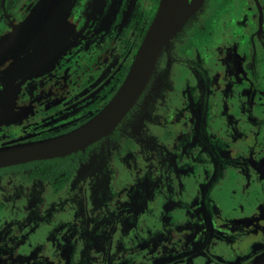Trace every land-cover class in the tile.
Listing matches in <instances>:
<instances>
[{"label": "flooded vegetation", "instance_id": "flooded-vegetation-1", "mask_svg": "<svg viewBox=\"0 0 264 264\" xmlns=\"http://www.w3.org/2000/svg\"><path fill=\"white\" fill-rule=\"evenodd\" d=\"M56 1L64 8L56 26L37 43L32 32L21 54L37 57L56 37L58 60L38 78H28L32 62L11 70L0 149L70 134L105 108L160 2ZM44 2L0 0V40ZM263 256L264 0H201L108 135L0 168V264H254Z\"/></svg>", "mask_w": 264, "mask_h": 264}, {"label": "water", "instance_id": "water-1", "mask_svg": "<svg viewBox=\"0 0 264 264\" xmlns=\"http://www.w3.org/2000/svg\"><path fill=\"white\" fill-rule=\"evenodd\" d=\"M201 0H160L159 8L137 51L127 77L113 97L93 119L70 134L37 143H27L0 149V168L47 158L60 157L86 148L101 137L108 135L140 96L153 69L159 51L177 34L188 17L197 9ZM62 6L56 0H47L35 13L23 22L20 28L0 40V66L12 60V54L22 51L29 35L41 28ZM34 58L26 57L0 72V80L11 82V70L19 73L28 67ZM12 65V66H11ZM10 88V84L7 85ZM254 264H264V256Z\"/></svg>", "mask_w": 264, "mask_h": 264}, {"label": "rangeland", "instance_id": "rangeland-1", "mask_svg": "<svg viewBox=\"0 0 264 264\" xmlns=\"http://www.w3.org/2000/svg\"><path fill=\"white\" fill-rule=\"evenodd\" d=\"M65 2L66 1H64L63 3H65ZM63 12H64V8H60L59 13L50 17L44 23V25L40 28V30L33 32V34H36L39 36L36 37V35L32 34L33 36L32 35L31 36L32 37L35 36V37L31 38V40L35 41L36 43L42 41V39L44 38V34L56 26V24L59 21V19L61 18V15ZM55 38L56 37H52L48 41V45L43 47L39 51L37 57H35V56L32 57V58H34V60L32 61L31 70H30V73L28 74V78H33V77L38 78L41 75H43L45 72H47V70L50 69L51 66H54L53 64L58 60V56H59V54H58L59 51L56 50V48H55L56 42L58 43L59 41ZM52 41H53V44H52ZM57 45H60V42ZM25 58H26L25 54H21V51H16L15 53L12 54V60L9 63H5V64H2L0 66V72L2 73L3 70L5 68H7V66L9 64H11V62H12V64H14L15 62H17L19 60H24ZM8 84H10V82L5 81L3 79L0 80V95L1 96L8 95L10 97V95H13V93H10V88L7 87Z\"/></svg>", "mask_w": 264, "mask_h": 264}]
</instances>
